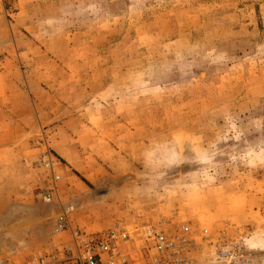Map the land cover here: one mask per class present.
Masks as SVG:
<instances>
[{"label": "rangeland", "instance_id": "374dc122", "mask_svg": "<svg viewBox=\"0 0 264 264\" xmlns=\"http://www.w3.org/2000/svg\"><path fill=\"white\" fill-rule=\"evenodd\" d=\"M53 158V199L40 187ZM167 220L264 264V0H0V249Z\"/></svg>", "mask_w": 264, "mask_h": 264}, {"label": "built area", "instance_id": "2783aa9c", "mask_svg": "<svg viewBox=\"0 0 264 264\" xmlns=\"http://www.w3.org/2000/svg\"><path fill=\"white\" fill-rule=\"evenodd\" d=\"M40 164L50 174V181L40 187L42 199L49 201L55 195L60 175L54 174L53 158L48 152ZM54 231H68V243L19 259L13 258L14 251L6 254L0 249V264H131L123 252L130 232L118 223L104 230L87 231L71 226L66 212L61 210L55 215ZM133 235L145 243V264H261L241 242L188 222L174 224L162 219L134 229Z\"/></svg>", "mask_w": 264, "mask_h": 264}]
</instances>
